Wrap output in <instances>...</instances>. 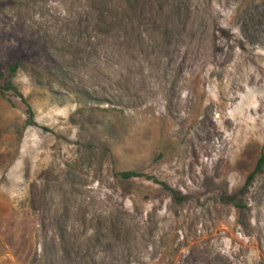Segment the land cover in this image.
I'll use <instances>...</instances> for the list:
<instances>
[{
    "label": "rangeland",
    "instance_id": "rangeland-1",
    "mask_svg": "<svg viewBox=\"0 0 264 264\" xmlns=\"http://www.w3.org/2000/svg\"><path fill=\"white\" fill-rule=\"evenodd\" d=\"M14 58L0 264H264V0H0Z\"/></svg>",
    "mask_w": 264,
    "mask_h": 264
},
{
    "label": "trees",
    "instance_id": "trees-1",
    "mask_svg": "<svg viewBox=\"0 0 264 264\" xmlns=\"http://www.w3.org/2000/svg\"><path fill=\"white\" fill-rule=\"evenodd\" d=\"M44 53V52H43ZM21 54V53H19ZM18 54V55H19ZM17 55V56H18ZM44 58L45 55H44ZM56 64V61H54ZM25 62L22 59H18V58H14L12 61H10L7 64V69L8 71L5 72L3 70L0 69V94L4 97H6V95L8 93H13L16 97H18L19 99L22 100V102H24L25 104H27L23 94L18 90V88L14 85L13 83V78L17 75V73L23 68ZM3 79H8L4 84H1V81ZM27 108H28V124L29 125H34V113L32 111V108L30 105L27 104ZM262 168L261 163L258 165L257 167V172L260 171V169ZM119 177L121 178V180H123L124 182H130L133 180H137V179H147V180H153L154 182H156L157 184L161 185L166 191H169L173 194V196L175 197V199L179 202L184 201L185 197L180 196L175 190L171 189L167 184L163 183V182H159L156 179L149 177L147 175H145L144 173H140L137 171H124L121 172ZM255 177V173L252 174V176L249 177L247 183H246V190L247 188L251 185V182L253 181ZM225 201L228 200L229 203L231 204H235L238 208H243L237 201L236 198H229V199H223Z\"/></svg>",
    "mask_w": 264,
    "mask_h": 264
}]
</instances>
